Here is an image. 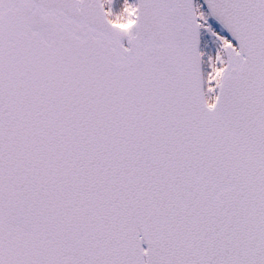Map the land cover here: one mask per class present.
Listing matches in <instances>:
<instances>
[{"label":"snow or ice","instance_id":"snow-or-ice-1","mask_svg":"<svg viewBox=\"0 0 264 264\" xmlns=\"http://www.w3.org/2000/svg\"><path fill=\"white\" fill-rule=\"evenodd\" d=\"M0 264H264V0H0Z\"/></svg>","mask_w":264,"mask_h":264}]
</instances>
